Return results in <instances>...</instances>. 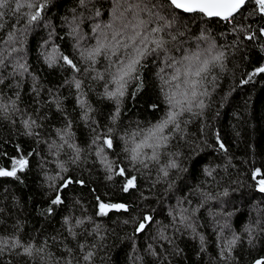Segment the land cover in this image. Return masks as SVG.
Returning a JSON list of instances; mask_svg holds the SVG:
<instances>
[{
	"label": "trees",
	"instance_id": "16d2710c",
	"mask_svg": "<svg viewBox=\"0 0 264 264\" xmlns=\"http://www.w3.org/2000/svg\"><path fill=\"white\" fill-rule=\"evenodd\" d=\"M35 2L46 7L31 24L25 13L35 9L13 14L10 0L11 9L0 10L7 13L0 18V167L10 170L13 157L28 159L18 179L0 177V242H8L0 264H253L264 257V192L252 179L255 169L264 173V74L252 76L264 66V17L254 11V0L229 21L177 17L169 55L179 59L185 50L214 44V52L225 53L224 67L208 77L201 114L185 113L159 161L147 159L151 150L144 149V164L132 162L125 149L133 146V133L165 117L171 61L163 53L149 56L140 69L143 87L137 90L140 81H130L117 104L104 95L106 83L113 87L109 59H89L98 41L114 43L113 29L105 27H120L114 10L119 16L136 0ZM9 32L16 35L12 44L5 43ZM26 120L35 121L30 129ZM69 144L80 149L78 159ZM101 157L112 163V172ZM170 161L177 167L167 168ZM129 176L136 177V187L124 192ZM57 194L62 203L53 205ZM100 202L123 203L127 211L102 216ZM140 223L145 227L137 231ZM234 237L239 239L230 246ZM15 239L44 251L28 256L11 247ZM88 251L94 255L85 262Z\"/></svg>",
	"mask_w": 264,
	"mask_h": 264
},
{
	"label": "snow or ice",
	"instance_id": "6c2138e0",
	"mask_svg": "<svg viewBox=\"0 0 264 264\" xmlns=\"http://www.w3.org/2000/svg\"><path fill=\"white\" fill-rule=\"evenodd\" d=\"M80 2L83 5L85 0H80ZM251 2L252 0H136L134 4H129L125 12H121L119 16H115L116 10H114V18L121 20L120 27L113 28L114 22L105 26L106 28L113 29L111 41H114V43L109 42L106 44L98 41V46L89 53V59H92L93 62H95V57L99 55H105L110 61L109 69H106V71L109 73L110 83L113 87L109 88L108 84H105L104 95L108 99L116 100L117 104H119L126 94L129 82L132 80L140 81L137 90L143 87L140 69L146 66L144 62L149 56H159L160 53H163L166 58L165 62L171 61L168 66L174 68V74L169 80L164 81L165 84L170 85L169 90L165 92V100L169 105L168 111L162 120L143 131V133L140 131L133 133V146L130 149H125V151L130 152L132 162L144 164V160L141 159L142 156H147L144 149L151 150V155L147 156V159L156 162L159 161L161 151L167 148L169 144L171 131L181 130L180 118L185 113L200 115L206 107L202 97L207 95L205 85L208 82V77L215 67L218 66L221 69L224 67L225 53L223 51L214 52V44L209 45L208 48L203 50L199 48L196 50H185L179 59L169 55L170 49L168 45L177 40V34L172 31L177 24V17L180 14H198L203 17L220 18L224 21H229L234 19L236 14L242 9H245L246 5ZM254 4V11L264 17V0H254ZM24 7L35 9L34 12L25 13L28 17V23L31 24L40 19L46 3H37L35 0H23V2L21 0H15V8L11 9L10 0H0V10L11 9L13 14L19 12ZM126 12L132 13L130 19L125 15ZM6 14L5 11H0V18ZM99 14V12L96 13V15ZM96 27L99 29L100 26L97 25ZM2 28L3 24H0V29ZM179 34L182 35L183 33ZM259 34L264 35V27L260 28ZM254 36L255 34H250L247 39L252 40ZM105 39H108L107 36ZM15 40V33L9 32L5 43L12 44ZM12 50L15 51L16 49L13 48ZM0 55H2V52H0ZM113 57H115L114 60L112 59ZM62 58L67 64L76 68V65L67 56ZM20 67H23V65H20ZM113 68L114 71H111ZM76 70L79 71V69ZM257 74H264V66L257 67L252 73V76ZM99 78L103 79L104 77L101 74ZM212 79L214 80L215 77H212ZM249 79H251V76ZM243 82L247 83L248 81ZM75 87L77 89L81 87L79 80L75 82ZM85 103L84 100L80 101L82 107L85 106ZM153 107H156V105H153ZM194 108L200 109L201 111L194 112ZM88 111H91V109H88ZM118 112L119 109L117 108V114ZM84 118H88L87 111L84 114ZM115 118L114 116L113 119ZM34 123L35 121L31 123L27 120L24 121L25 127L29 129ZM110 131L111 129H109ZM141 135L142 138L137 141L135 137ZM104 143L108 148H112L113 146L111 138L105 139ZM69 147L76 151L78 159L80 149L74 144H69ZM219 148L224 149L225 145L219 143ZM101 152H103V149H100L97 155L100 156ZM101 162L105 164L109 172L113 171V165L107 161L106 157H101ZM10 163V170L7 167H0V177H15L18 179L17 173L27 167L28 159L25 155H20L18 158L13 157ZM145 166L147 165L145 164ZM175 167L177 165L174 161H170L167 165V168ZM167 168H161L165 177L168 176ZM117 174L125 176V168H119ZM111 178L109 176V179ZM252 179L256 181L258 190L264 192V173L261 172V169L257 168L254 170ZM70 183L72 181L70 179L67 180L64 187H67ZM135 187L136 177L129 176L123 186V191L128 192ZM97 199L99 200V197ZM60 203H62V200L60 195L57 194L55 199L52 200V204L56 205ZM98 208V214L102 216L107 215L112 210L127 211V206L123 203L100 202ZM151 219V216L144 217V220L150 221ZM144 227L145 224L140 223L137 231L143 230ZM238 239L239 237H234L230 241V246H234ZM0 243L3 244V247H0V253H2L4 248L8 246V242L3 241ZM11 247L21 248L23 253L28 256H32L34 252L42 253L44 251L43 248H36L33 244L26 245L19 239L13 240ZM80 248L83 250L84 245H80ZM93 255V252L88 251L83 256V260L90 262ZM69 264H71L70 261ZM253 264H264V257L254 260Z\"/></svg>",
	"mask_w": 264,
	"mask_h": 264
},
{
	"label": "water",
	"instance_id": "95a60500",
	"mask_svg": "<svg viewBox=\"0 0 264 264\" xmlns=\"http://www.w3.org/2000/svg\"><path fill=\"white\" fill-rule=\"evenodd\" d=\"M262 27H264V21H263V23L261 24V28ZM263 36V39H264V35H262ZM148 221V220H147Z\"/></svg>",
	"mask_w": 264,
	"mask_h": 264
}]
</instances>
